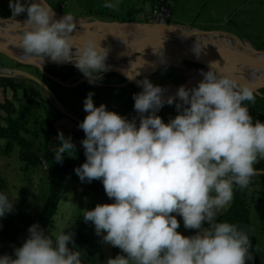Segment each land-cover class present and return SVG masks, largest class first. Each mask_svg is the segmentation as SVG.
Returning <instances> with one entry per match:
<instances>
[{
    "label": "clouds",
    "instance_id": "9594fccd",
    "mask_svg": "<svg viewBox=\"0 0 264 264\" xmlns=\"http://www.w3.org/2000/svg\"><path fill=\"white\" fill-rule=\"evenodd\" d=\"M104 7L115 9L106 0ZM9 8L25 54L54 63H72L90 83L109 70L110 49L89 38L79 48L73 35L72 15L59 19L46 0L24 3L10 0ZM27 14L21 24L16 17ZM75 49V51H74ZM194 50V49H193ZM197 56L198 54L195 50ZM210 70L193 88L181 86L174 97L164 99L161 86L149 79L134 94L139 114L129 120L101 104L94 93L84 101L88 113L79 128L86 162L74 171L81 182L101 180L114 203L84 210L83 220L95 226L104 243L123 254L106 264H248L254 260L245 230L217 222L220 210L233 200L234 185L246 188L252 177L264 174L257 165L264 160V123L255 120L245 102H254V90L230 75ZM179 100V103H177ZM175 104L178 115L165 123L157 113ZM54 159L75 156L71 138L60 132ZM14 210V202L0 191V218ZM183 226L196 230L185 236ZM205 224L208 227H205ZM29 237L15 248L14 257L0 256V264H82L73 232L48 231L37 223ZM73 248H69V244Z\"/></svg>",
    "mask_w": 264,
    "mask_h": 264
},
{
    "label": "rangeland",
    "instance_id": "374dc122",
    "mask_svg": "<svg viewBox=\"0 0 264 264\" xmlns=\"http://www.w3.org/2000/svg\"><path fill=\"white\" fill-rule=\"evenodd\" d=\"M47 1L58 12L75 16H92L98 19H114L119 21H123V19L129 21L128 19L131 18L133 21L147 22V16L155 6V0H108V2L116 4L115 9L104 7L106 0ZM9 2L10 0H0V14L7 16L12 12L9 8ZM30 2L33 1L30 0ZM170 2V23H187L205 30L225 31L243 40V42L248 41L250 44L247 42L244 43L246 48H251L252 46L256 50L264 51V0H170ZM86 6L91 7L88 8L87 11H84V7ZM21 16L25 15L22 14ZM202 40L206 41L205 38H202ZM2 66H17L34 74H37L38 71L33 66L15 64L8 57L0 54V67ZM48 66H51V64ZM60 68L65 69L63 67ZM181 68L182 66H177V68L165 66L163 72H169V74L172 73V75L166 76L162 73H154L151 77L145 76L143 79L147 78L153 83H175L173 81L174 79L177 80V83H180L184 80L181 74L183 72ZM189 70L192 71L194 69ZM13 78L25 80L26 86L35 88L40 93L41 97L47 101L44 91L38 85L24 77ZM52 86L54 87V85ZM128 88L130 90H135L131 85L125 90L130 91ZM55 89L65 98V101L69 103V105L73 106L75 111L84 116L88 115V113L84 111V101L90 92L95 94L93 96V101L97 107L101 104L106 106L109 104L115 105V103H119L120 101L119 99H115L114 94H109V97L106 96L108 94H98L97 88L93 85H82V92L79 95L74 93V90L70 89V91H68V89H64L61 85L55 87ZM17 96L20 99L19 102L13 97V92L11 90L8 89L5 93H2V89L0 88V102L3 103L5 98L10 99L17 108L14 117L22 121L30 132L37 133L36 136L33 137L35 141H41L46 133L48 124L47 117L53 113V109L44 104H41L42 106H37L36 103L40 101L33 99L32 95H30L29 92H25L23 89L17 91ZM128 104H130V102H128ZM108 108H110V106L107 107V110L114 111L127 117L129 120L135 119L137 126L139 125V114L135 111L134 107L130 106L129 108L126 106L116 111L115 109ZM164 108L165 109H161L157 115H159L165 123H168L179 114L175 104L166 105ZM0 115H6L3 109H0ZM0 123L3 124L5 122L0 118ZM5 143V140H1L0 147H3ZM48 174L49 173L45 171L43 174L44 177L41 179V173L39 171L33 173L26 172L18 159L17 146H14L12 152L7 156L0 153V191H4L9 199L14 202V210L11 213H7L3 218L10 219L9 217L12 216V213H16L17 211H20V213L22 212L21 215L23 216L29 214L30 220L34 219L33 217L36 218L46 200L48 190L44 179H46ZM252 178V180L257 181V184L253 186L264 192V182H262V179L258 176ZM64 186L65 189H67L65 191L66 199L59 205V214H57L56 219L57 226H65V219L67 222L72 221L78 212L84 213V210H88V201L91 199L89 198L91 195L87 193L82 184L79 183V181L77 182L74 178L66 177L64 179ZM30 189L35 191L34 197L26 194ZM97 204H100V202L98 201ZM254 204V209L251 211V229L253 232H259L262 225H264V219L261 218V214L264 217V196L259 199L257 205L256 203ZM228 206L220 210L217 217L225 211ZM22 207L24 209H21ZM177 219L180 221L181 225L178 229L180 233L185 236L196 234V230L184 228L182 217L178 216ZM205 227H208V225L205 224ZM21 235H25V232H22ZM257 237L258 239H263L261 234H258ZM102 247L104 250V258L99 261L100 264H106L109 258H115L117 255L123 254L119 248L104 243L103 240ZM74 251L78 250L75 248ZM92 251V255L97 252L95 249ZM94 257L96 258L97 255H94ZM261 264H264V248Z\"/></svg>",
    "mask_w": 264,
    "mask_h": 264
},
{
    "label": "water",
    "instance_id": "95a60500",
    "mask_svg": "<svg viewBox=\"0 0 264 264\" xmlns=\"http://www.w3.org/2000/svg\"><path fill=\"white\" fill-rule=\"evenodd\" d=\"M31 1L38 2V0ZM23 2L29 3L30 0H23ZM46 3L53 9L56 19L66 14L56 11L47 0ZM72 16L77 23L76 32L73 33L77 37V48L91 38L97 43H101L103 47L110 49L107 60L110 67L107 72L102 74L117 73L122 76L124 82L114 83L113 85L116 87L133 85L142 89L143 77L164 66L174 68L182 66L206 73L210 70V62H218L214 66V71L230 75L241 84L249 85L254 93L262 95L259 90L264 88V51L256 50L251 45V48H246L244 43H249L248 41L243 42L228 32L205 30L187 23L157 24L148 21H119L98 19L92 16ZM26 19L27 15L16 18L21 24ZM19 35L20 29L15 25L12 13L9 16H0V54L8 57L15 64L36 67L41 74L57 82L68 91L83 82H89L84 75L76 74L64 80L50 74L48 64L58 68L75 66L72 63H54L50 59L45 60L47 62L45 65V62L42 64L38 59L20 53L23 49ZM199 37L205 38L208 42H198ZM193 49L200 55L197 56ZM121 60L122 64L119 63ZM142 66L148 67L149 70H139ZM0 77H24L44 91L48 102L58 113L80 124L85 119L74 111L72 105L60 100L50 86L37 74L17 66H2L0 67ZM202 80L203 75L200 73L188 77L180 83L154 85L165 89L163 95L166 100L168 97H174L181 86L193 88ZM106 96L109 97V95ZM109 106L112 109L120 107L111 104L107 107Z\"/></svg>",
    "mask_w": 264,
    "mask_h": 264
},
{
    "label": "trees",
    "instance_id": "16d2710c",
    "mask_svg": "<svg viewBox=\"0 0 264 264\" xmlns=\"http://www.w3.org/2000/svg\"><path fill=\"white\" fill-rule=\"evenodd\" d=\"M156 2L157 0H155V3ZM90 7L91 6L84 7V11H87ZM128 20L133 19L129 18ZM163 69L164 68L156 71V73H162L166 76L169 75V72H163ZM65 70L67 71L63 72L60 69H48V72L53 76L64 80L80 73L76 67H65ZM37 75L40 76L50 86V88L60 98V100L66 102L65 98L55 89V87L59 86L57 82L47 78L41 74L39 70L37 71ZM24 81L23 79H15L12 77H0V88L2 89V93H5L8 89L11 90L13 92V97L19 102L20 99L17 96V91L19 89H23L25 92H29L33 99L40 101L36 103L37 106L44 104L56 112L48 100L46 101L44 98H42L40 93L32 86H26V81ZM173 81L177 83V80L173 79ZM52 85H54V87ZM131 86L134 87L133 85ZM81 88L82 87H75L73 90L77 95H79L82 92ZM137 90L140 91L141 88H137ZM259 91L262 95L254 93L255 101H246L245 105L249 108L250 114L254 118V122L258 119L260 122L264 123V88L260 89ZM131 99H133V97ZM129 100L130 99L128 97L126 100L127 104ZM177 103H179V100H177ZM166 105L167 104H165V106ZM132 107H134V104ZM0 109H3L6 114L5 116L0 115V118L5 122L3 124L0 123V141L5 140L6 142L3 147H0V153L7 156L12 152L13 147L17 146L18 159L22 163V167L26 172L33 173L35 171H39L41 173V179H43V174L45 171L49 173L46 179H44L48 190L46 200L44 206L41 208V211L36 218L33 217L34 219L30 220L29 214L23 216L21 215L22 212L20 213V211L12 213V216L9 217L10 219L0 218V256L10 255L15 258V248L21 247L23 245V243L29 237L28 229L32 225L38 223L41 228L45 229L46 233H48L49 230L54 232H73L76 249L82 256V264H100L99 261L104 258L102 236L96 234L94 224L91 222H85L83 220L84 213L78 212L72 221L69 222H67L65 219V226L56 225L57 214H59V205H61V203L66 199L65 191L67 189H65L64 186V179L66 177L74 178L77 180V182L79 181L87 193L91 195L89 197L91 199L88 201V210H93L98 201L100 204L114 203V200L110 199L105 193L101 180H94L91 183L87 181L81 182L79 176L76 175L74 170L86 162V157L84 154L85 149L83 146L80 149L81 161L79 163H74L67 153H65L62 163L56 162L54 159L55 154L48 146L49 140L55 135L51 118L47 117L48 124L46 133L42 137V140L35 141L33 137L36 136L37 133L30 132L22 121L14 117L15 113L17 112V108L10 99L5 98L3 103L0 102ZM162 109L165 108L163 107ZM255 167L257 169H264V160H261L257 165H255ZM256 176L260 177L262 182H264V174H258ZM255 184H257V181L251 180L250 185L246 188H241L238 185H234L233 200L227 209L216 218L217 222L232 223L247 232L251 241L250 252L254 257V260L248 261V264H261V257L263 256L264 248V225H262V228L259 232H253L251 229V211L254 209V203L257 205L259 199L264 196L263 191H260L254 187ZM26 194L34 197L35 191L30 189L28 192H26ZM21 209L24 208L22 207ZM261 218L264 219L262 214ZM29 220L30 223L28 226ZM22 232H25V235H21ZM258 234L263 236L262 240L258 239ZM68 246L69 248H73V244L71 243ZM93 249L97 251L94 254L97 255L96 258L94 255H92Z\"/></svg>",
    "mask_w": 264,
    "mask_h": 264
},
{
    "label": "crops",
    "instance_id": "0c3cea01",
    "mask_svg": "<svg viewBox=\"0 0 264 264\" xmlns=\"http://www.w3.org/2000/svg\"><path fill=\"white\" fill-rule=\"evenodd\" d=\"M119 63L122 64V60ZM50 67L53 68L52 65L48 66L49 69H50ZM164 67H161V68L157 69L156 71H159L160 69H162ZM60 70L63 72L67 71V70L62 69V68H60ZM139 70H141V71L145 70L146 71V70H149V68L143 66ZM156 71L153 73H149L146 77H151L154 73H156ZM77 75L81 76V75H83V73L80 72ZM169 75H172V73ZM169 75H167V76H169ZM122 82H124V78L117 73H106V74L101 73V74H99V78L95 81L96 84L89 83V82H83L77 87H82V85H84V84L87 86L93 85L97 88V93L100 95L101 94H104V95L114 94L115 99L120 100L119 103H115V106H120V107H117L115 109V111H116L122 107L125 108L127 105L129 108H130V106L132 107L134 104L133 103L134 99H131V98L134 96V94L141 92V91L137 90V87H135V86L133 87V89H135V90H130L128 88L130 90V91H128V90H125L128 87V85L123 86V87H116L113 85L114 83L119 84ZM163 83H165V82H163ZM170 83H172V82H170ZM153 84H162V83H156L155 82ZM128 97L131 100V101L130 100L128 101V102H130V104H127V101H126L128 99ZM75 112H77V111H75ZM77 113H79V112H77ZM79 114L82 115L83 117H86L81 113H79ZM48 117L51 118L52 127H53V130L55 132V135L53 137H51V139L49 140V143H48L50 150L55 154V150L60 146V141H58L57 137H58V134L60 132H62L64 134V137L65 138H71L72 142L76 146L75 156L74 157L70 156L71 153H67V155L73 160L74 163H79L81 161V151H80V149L82 147L81 142L83 139L86 138L83 130L78 127L80 123L58 113L57 111L55 112L54 110H53V113L51 115H49Z\"/></svg>",
    "mask_w": 264,
    "mask_h": 264
},
{
    "label": "built area",
    "instance_id": "2783aa9c",
    "mask_svg": "<svg viewBox=\"0 0 264 264\" xmlns=\"http://www.w3.org/2000/svg\"><path fill=\"white\" fill-rule=\"evenodd\" d=\"M170 0H157L154 8L148 14V22L168 24L171 21ZM44 162V161H43Z\"/></svg>",
    "mask_w": 264,
    "mask_h": 264
},
{
    "label": "bare ground",
    "instance_id": "6f19581e",
    "mask_svg": "<svg viewBox=\"0 0 264 264\" xmlns=\"http://www.w3.org/2000/svg\"><path fill=\"white\" fill-rule=\"evenodd\" d=\"M20 20V19H19ZM198 42H204V43H206V41H204V40H202V38L201 37H199L198 38ZM20 53H24V51L22 50V51H20ZM25 54V53H24ZM29 56V55H28ZM29 57H31V56H29ZM46 63L47 62H45L44 64L46 65ZM53 66V65H52ZM182 69V75H183V77H184V79H186V78H188V77H192V76H194V75H196V74H200V73H202V71H196V70H189V69H187V68H184V67H182L181 68ZM193 86H195V85H193ZM189 89L190 88H192L191 86H189L188 87Z\"/></svg>",
    "mask_w": 264,
    "mask_h": 264
},
{
    "label": "flooded vegetation",
    "instance_id": "af4514ba",
    "mask_svg": "<svg viewBox=\"0 0 264 264\" xmlns=\"http://www.w3.org/2000/svg\"><path fill=\"white\" fill-rule=\"evenodd\" d=\"M47 2H48V1H47ZM48 3H49V2H48ZM49 4H50V3H49ZM11 13H12V12H11ZM11 13H10V14H11ZM10 14H9V15H10ZM9 15H7V16H9ZM24 15L26 16L27 14L24 13ZM0 16H4V15L0 14ZM20 17H23V16H20ZM16 18H17V17H16ZM63 68H65V67H63ZM50 69H60V67H59V68H58V67H53V68L51 67Z\"/></svg>",
    "mask_w": 264,
    "mask_h": 264
}]
</instances>
